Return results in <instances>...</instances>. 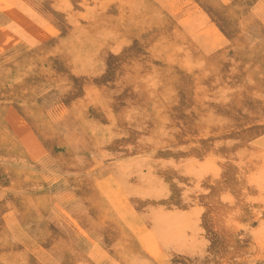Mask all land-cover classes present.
Returning a JSON list of instances; mask_svg holds the SVG:
<instances>
[{
	"label": "rangeland",
	"instance_id": "rangeland-1",
	"mask_svg": "<svg viewBox=\"0 0 264 264\" xmlns=\"http://www.w3.org/2000/svg\"><path fill=\"white\" fill-rule=\"evenodd\" d=\"M263 178L264 0H0V264H264Z\"/></svg>",
	"mask_w": 264,
	"mask_h": 264
},
{
	"label": "bare ground",
	"instance_id": "bare-ground-1",
	"mask_svg": "<svg viewBox=\"0 0 264 264\" xmlns=\"http://www.w3.org/2000/svg\"><path fill=\"white\" fill-rule=\"evenodd\" d=\"M18 1V0H17ZM109 2H111V1H109ZM113 2V1H112ZM102 4V3H101ZM107 4V3H106ZM112 4V3H111ZM111 4H109V5H111ZM163 5V4H162ZM127 7V6H126ZM129 7V6H128ZM145 8V7H144ZM119 10V9H118ZM122 13V12H121ZM131 13V12H130ZM164 13V12H163ZM129 14V13H128ZM129 16V15H128ZM119 19H121V18H119ZM131 19V18H130ZM144 27V26H143ZM192 29V28H191ZM154 70V69H153ZM154 76V75H153ZM57 118V117H56ZM216 167V166H215ZM250 173V172H249ZM247 174H248V172H247ZM213 177V176H212ZM247 177V176H246ZM264 179V178H263ZM249 180V179H248ZM209 185V184H208ZM257 189V188H256ZM204 191H205V189H204ZM203 191V192H204ZM244 198H246V197H244ZM248 198V197H247ZM258 198V197H257ZM225 199H227V198H225ZM254 199V198H253ZM259 200V199H258ZM223 201V200H222ZM246 201V200H245ZM263 202V201H262ZM261 203V202H260ZM193 204V203H192ZM224 204V203H223ZM215 206V205H214ZM190 230V229H189ZM260 230V229H259ZM181 233V232H180ZM256 233V232H255ZM192 234V233H191ZM165 237V236H164Z\"/></svg>",
	"mask_w": 264,
	"mask_h": 264
}]
</instances>
